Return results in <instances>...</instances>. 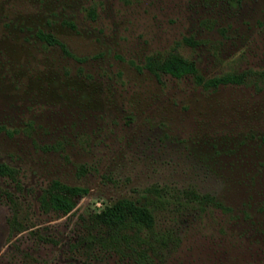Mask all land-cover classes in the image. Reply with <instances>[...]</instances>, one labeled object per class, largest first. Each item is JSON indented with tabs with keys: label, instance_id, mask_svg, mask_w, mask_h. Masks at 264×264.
<instances>
[{
	"label": "rangeland",
	"instance_id": "1",
	"mask_svg": "<svg viewBox=\"0 0 264 264\" xmlns=\"http://www.w3.org/2000/svg\"><path fill=\"white\" fill-rule=\"evenodd\" d=\"M263 68L264 0H0V264H264ZM121 199L150 227L93 221Z\"/></svg>",
	"mask_w": 264,
	"mask_h": 264
},
{
	"label": "trees",
	"instance_id": "2",
	"mask_svg": "<svg viewBox=\"0 0 264 264\" xmlns=\"http://www.w3.org/2000/svg\"><path fill=\"white\" fill-rule=\"evenodd\" d=\"M37 36L42 39L47 45L58 43L57 40L50 34L42 31H37ZM148 59L144 64L146 69L155 74L157 71L167 73L175 78L189 74L194 76L198 83H203L205 87H216L219 84H236L242 81L239 74H225L219 77H212L202 80L197 69L192 61H188L176 54H168L161 61ZM261 79L264 80V68L258 72ZM258 147H261L260 145ZM8 170L6 165H0V173ZM85 189L79 186H68L59 181H52L51 187L41 195V202L49 205L55 210L67 213L73 206L72 199L75 194H82ZM93 221L107 227L115 228L125 226L126 224H141L144 227H150L152 218L144 207L136 206L132 202L121 199L112 203L106 204L103 209L94 214Z\"/></svg>",
	"mask_w": 264,
	"mask_h": 264
}]
</instances>
